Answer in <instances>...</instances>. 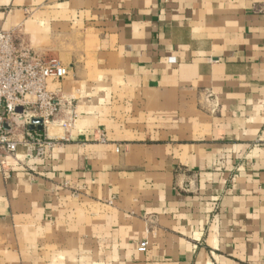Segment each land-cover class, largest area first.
<instances>
[{
	"label": "crops",
	"instance_id": "obj_1",
	"mask_svg": "<svg viewBox=\"0 0 264 264\" xmlns=\"http://www.w3.org/2000/svg\"><path fill=\"white\" fill-rule=\"evenodd\" d=\"M0 29L65 74L0 230L52 264H264V0H0Z\"/></svg>",
	"mask_w": 264,
	"mask_h": 264
},
{
	"label": "built area",
	"instance_id": "obj_2",
	"mask_svg": "<svg viewBox=\"0 0 264 264\" xmlns=\"http://www.w3.org/2000/svg\"><path fill=\"white\" fill-rule=\"evenodd\" d=\"M64 76L57 59L34 53L28 45L18 42L11 31L0 29L1 168L7 156H15L18 146L24 147L26 159L44 155L50 144L44 131L60 111V103L48 86L60 82ZM33 120L41 122V132L35 129L36 125L34 130H28ZM145 249L146 243H139L137 250Z\"/></svg>",
	"mask_w": 264,
	"mask_h": 264
},
{
	"label": "rangeland",
	"instance_id": "obj_3",
	"mask_svg": "<svg viewBox=\"0 0 264 264\" xmlns=\"http://www.w3.org/2000/svg\"><path fill=\"white\" fill-rule=\"evenodd\" d=\"M17 131L19 133L20 128ZM10 158L13 157H6L3 168L5 165L8 166ZM26 232V229L17 228H10V232L0 230V264H44L43 260H48V254L45 258L46 255L43 253L42 244H37L40 237L28 235Z\"/></svg>",
	"mask_w": 264,
	"mask_h": 264
},
{
	"label": "water",
	"instance_id": "obj_4",
	"mask_svg": "<svg viewBox=\"0 0 264 264\" xmlns=\"http://www.w3.org/2000/svg\"><path fill=\"white\" fill-rule=\"evenodd\" d=\"M36 125L35 129L39 132L42 131L41 122L39 120H33L31 124L28 126V130L32 131L34 130V126Z\"/></svg>",
	"mask_w": 264,
	"mask_h": 264
}]
</instances>
